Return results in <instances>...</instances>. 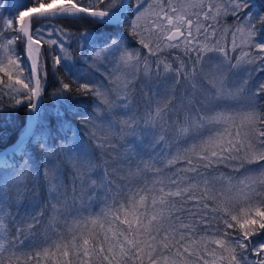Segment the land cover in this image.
<instances>
[{
	"label": "snow or ice",
	"instance_id": "1",
	"mask_svg": "<svg viewBox=\"0 0 264 264\" xmlns=\"http://www.w3.org/2000/svg\"><path fill=\"white\" fill-rule=\"evenodd\" d=\"M262 7L0 0V264H264Z\"/></svg>",
	"mask_w": 264,
	"mask_h": 264
},
{
	"label": "trees",
	"instance_id": "2",
	"mask_svg": "<svg viewBox=\"0 0 264 264\" xmlns=\"http://www.w3.org/2000/svg\"><path fill=\"white\" fill-rule=\"evenodd\" d=\"M9 4H11L13 2V0H8ZM255 2L257 3V5H264V0H255ZM262 11H264V7L261 8ZM8 14V10L5 9L4 11V15L7 16ZM231 17H229L227 19V23L228 24H232L233 21H231ZM56 23H63L66 25H69L73 28V30H78L80 27H85L86 25L83 24V22L81 21H57ZM230 37V36H229ZM229 39V38H228ZM133 46H136L135 43L133 42ZM262 80H264V71L258 72L256 73V75L253 78V83L254 84H258L259 82H261ZM56 83L54 78L50 77L49 78V84H48V88H47V93H50L55 87H56ZM137 87L139 88V84L137 85ZM47 93L45 94V102L46 103H51L49 96L47 95ZM23 109L20 110V114L19 117H13V119L15 121H17V124L19 126L23 125ZM4 123V118L3 115L0 114V125H3ZM19 126H12L9 125L6 128H0V131H3L4 134L6 135L7 139L4 142H0V149H3L5 146L11 144L17 137V134L20 130ZM221 171H225L224 169H221Z\"/></svg>",
	"mask_w": 264,
	"mask_h": 264
},
{
	"label": "rangeland",
	"instance_id": "3",
	"mask_svg": "<svg viewBox=\"0 0 264 264\" xmlns=\"http://www.w3.org/2000/svg\"><path fill=\"white\" fill-rule=\"evenodd\" d=\"M231 21H233V20L231 19ZM230 39H231V38L229 37V39H228L229 42H230ZM255 67H256V66H253V67H252V70H253V71H255ZM139 86H140V85H139Z\"/></svg>",
	"mask_w": 264,
	"mask_h": 264
},
{
	"label": "water",
	"instance_id": "4",
	"mask_svg": "<svg viewBox=\"0 0 264 264\" xmlns=\"http://www.w3.org/2000/svg\"><path fill=\"white\" fill-rule=\"evenodd\" d=\"M16 138H17V137H16ZM15 140H16V139H15ZM15 140H14V141H15ZM14 141H13V142H14ZM13 142H12V143H13ZM12 143H11V144H12ZM9 145H10V144H9ZM9 145L5 146L4 148L8 147Z\"/></svg>",
	"mask_w": 264,
	"mask_h": 264
}]
</instances>
